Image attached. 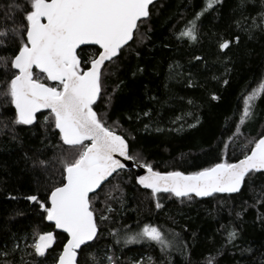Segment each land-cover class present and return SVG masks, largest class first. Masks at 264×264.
Listing matches in <instances>:
<instances>
[{
	"label": "trees",
	"instance_id": "16d2710c",
	"mask_svg": "<svg viewBox=\"0 0 264 264\" xmlns=\"http://www.w3.org/2000/svg\"><path fill=\"white\" fill-rule=\"evenodd\" d=\"M15 4L23 7L24 0H0V28L6 23L12 26V20L4 17L8 6ZM204 4L205 0L156 1L142 29L143 42L124 51L105 77L108 93L119 85L107 110L108 123L118 121L117 131L135 137L129 140L132 150L141 152L161 172L187 174L219 162L224 143L240 122L241 97L264 77V31L260 27L248 30L251 17L259 22L260 0L246 5L242 0H222L201 17L198 41L178 40V32ZM15 15L19 22L20 12ZM236 36L239 43L234 41ZM223 39L233 42L222 52L218 45ZM14 48L9 40L7 48H0V56L11 55ZM93 52L94 47H85L81 55ZM4 78L0 67V80ZM212 95L219 99L212 100ZM98 105L97 111L103 112L104 106L99 101ZM146 111L149 117L143 116ZM252 112L241 126L243 135L226 150L230 162L242 158L241 146L248 139L264 132V95L255 100ZM13 116L14 108L0 100V264H4V252L12 264H35L44 258L28 255L32 249L27 245L35 233L54 228L43 219L38 205L24 197L38 195L44 200L61 181L60 141L53 129L42 126V116L30 126L11 125ZM3 124L9 128L3 130ZM39 160L48 161L47 168ZM113 177L96 200L99 235L94 247L80 255L81 264H92L89 251L97 258L105 253L118 257V264H149V257L154 264H205L210 253L215 264H264V206L256 202L264 191V175L257 173L238 194H215L205 200L160 193L153 198L151 191L136 184L132 172ZM109 192L113 198L106 200ZM102 213L108 219L101 220ZM143 223L159 226L168 239L179 234L183 251L174 247L161 251L154 243L124 244L125 232L137 231ZM234 228L238 239L226 243V232ZM64 237L56 232L46 264H54Z\"/></svg>",
	"mask_w": 264,
	"mask_h": 264
},
{
	"label": "snow or ice",
	"instance_id": "6c2138e0",
	"mask_svg": "<svg viewBox=\"0 0 264 264\" xmlns=\"http://www.w3.org/2000/svg\"><path fill=\"white\" fill-rule=\"evenodd\" d=\"M249 2L255 4L256 0H242L244 5ZM153 3L154 0H24L23 7L9 5L5 12V20L11 19L13 23L0 28V48H7L9 40L15 48L11 55L0 56V67L5 70V78L0 80V100L14 108L13 126L33 125L42 116V126L46 130L53 129L61 148L57 157L62 168L61 181L51 188L44 200L38 195L24 197L38 205L43 219L54 228V231L35 233L32 244L27 245L32 249L28 255L44 258L35 264H46L49 249H53L56 242L55 230L66 234V242L54 258V264H81L80 255L94 247L98 238L95 203L104 191L102 186L111 183L109 177L113 174L119 176L125 170L142 168L145 174L137 175V183L151 190L153 198L157 193H170L188 200L218 193H240L257 173L264 175V132L241 146L242 158L230 162L226 155L231 142L243 135L241 126L253 115L255 100L264 95V77L256 81L251 92L241 97L240 122L229 142L224 143L219 162L195 172L154 169L141 152L132 150L129 140L135 137L117 131L118 121L108 123L107 110L119 85L108 93L105 77L124 51L143 42L142 29L150 21ZM221 3L222 0H205L201 10L194 13L176 38L198 41L201 17ZM17 11L21 14L19 22ZM257 16L259 22L257 17L250 18L249 31L251 27L264 31V0H260ZM239 39V36L234 37L236 43ZM232 42L221 40L219 49L222 52L229 49ZM85 46L94 47L93 55H81ZM211 99L219 97L212 95ZM98 101L104 106L103 112L97 111ZM143 116L149 117L150 112H144ZM144 127L147 129L149 125ZM8 128V124L2 125L3 130ZM38 164L47 168L48 161L39 160ZM112 198L109 192L106 200ZM256 202L264 206V191L256 196ZM161 207L157 201L156 208ZM107 210L112 211L110 206ZM100 219L108 217L102 213ZM112 235L118 233L112 232ZM238 235V229L227 231L226 243L234 244ZM123 242L154 243L161 251L172 247L183 251L179 234L168 239L164 231L152 223H143L137 231L125 232ZM2 255L4 264H12L7 259L8 252ZM88 258L92 264H118L119 260L107 253L97 258L90 251ZM148 261L154 264L151 257ZM205 264H215L211 253Z\"/></svg>",
	"mask_w": 264,
	"mask_h": 264
},
{
	"label": "water",
	"instance_id": "95a60500",
	"mask_svg": "<svg viewBox=\"0 0 264 264\" xmlns=\"http://www.w3.org/2000/svg\"><path fill=\"white\" fill-rule=\"evenodd\" d=\"M156 1H158V0H154V3L156 2ZM153 3V4H154ZM85 47H87V46H85ZM125 171H130V172H132V174H133V176H134V179H135V181H136V184L142 189V190H147V191H151V190H149V189H144L142 186H140L138 183H137V180H136V177H137V175H143V174H145V170L144 169H142V168H131L130 170H125ZM115 174H113V176H114ZM112 177H109V180L111 179ZM107 183V182H106ZM105 183V184H106ZM99 191V190H98ZM160 194H170V193H160ZM219 194V193H218ZM234 194H238V193H234ZM234 194H230V195H234ZM174 196V195H173ZM175 197V196H174ZM210 197H212V196H210ZM210 197H196L197 199H199V200H205V199H208V198H210ZM175 198H177V197H175ZM178 199H183V198H178ZM49 224H50V222H48ZM56 232H58V233H60L59 232V230H55ZM61 234H63V233H61ZM64 235H66V234H64ZM90 243H92V242H90Z\"/></svg>",
	"mask_w": 264,
	"mask_h": 264
}]
</instances>
